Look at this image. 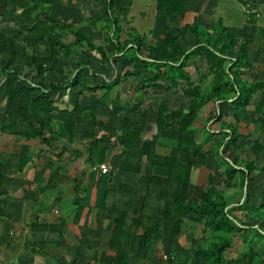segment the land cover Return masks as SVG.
I'll return each instance as SVG.
<instances>
[{
    "label": "crops",
    "instance_id": "0c3cea01",
    "mask_svg": "<svg viewBox=\"0 0 264 264\" xmlns=\"http://www.w3.org/2000/svg\"><path fill=\"white\" fill-rule=\"evenodd\" d=\"M40 1H54L55 17L93 37L96 45L105 49L107 58L103 60L98 51H90L85 46L74 48L71 56L57 61L51 59L50 43L41 41L29 45L23 27L42 19ZM120 1L122 10L114 8L112 13L107 11L105 0H0V173L4 176L0 185V238L4 241L0 244V259L3 261L13 264H93L92 256L98 250H108L111 236V223L107 220L102 223L103 227H97L95 210L105 203L118 201L121 196L117 193L118 188L128 185L137 195L132 214L140 213L149 177L119 169L120 158L126 149L115 144L113 134L120 133L124 122L133 129L143 130L141 138L133 141L128 149L134 153H140L145 141L155 138L158 155L167 156L177 146L181 132L176 124L158 132L159 108L186 110L192 97L182 90L186 80L176 79L174 83L166 77L154 85L148 82L157 70L155 61L146 57L147 49L158 47L169 33L178 36L179 31L188 26H197L198 31H211L221 25L239 38L248 37L249 66L238 72L244 80L264 84V0H171L178 1L174 7L177 11L183 9L182 15L162 10L160 0ZM109 27L112 38L108 40ZM75 39L70 30H61L59 37H55L58 42L67 44L74 43ZM135 39L143 40L144 55L133 43L123 51L120 49L121 45ZM9 40L16 51L13 57L7 53ZM177 44L180 48L184 44L196 46L197 37L188 30L178 38ZM135 50L138 57L152 63L148 68H141L138 76L130 74ZM31 57L42 61V70L46 74H39L37 67L28 64ZM182 62L183 58L177 65ZM230 66L231 63L227 71ZM183 70L190 75L192 83L204 91L213 83L206 58L188 59ZM12 71L20 76L16 82L20 95L28 92L33 99L43 98L46 94L50 96L51 106L46 117L56 129L61 122L76 120L74 106L79 102L82 107L96 112L95 139L107 136L111 146H93L94 140L88 138L92 128L82 122H76L73 140L65 137L53 151L43 141L46 133L42 138H27L2 132L4 119L11 112L25 114L19 102L7 97V76ZM65 83L71 86L51 89L53 84ZM237 96L215 103L209 101L199 111L195 141L205 142L209 129L214 136L211 142L204 143L202 153L194 159L189 199L209 187L210 176L221 188L228 184L229 187L224 188L226 195L234 196L236 189L230 188L233 182L226 180L225 166H219L214 150V141L230 132L228 128L223 129V125H229L236 126L239 137L227 146L225 159L231 162L233 157L252 162L258 170L251 173V183H248V175L246 177L247 193L235 197L228 208L237 206L239 201L242 204L247 194L251 207L262 201L264 171L259 169L264 167V89L255 90L247 106L234 105ZM213 104L217 116L211 117ZM220 115L222 119L218 122ZM12 120L6 124L9 126ZM18 123V130L22 132L25 123ZM101 124L105 127L98 128ZM229 134L225 144L232 136ZM223 149L224 146L219 150L221 155ZM102 164L115 169L107 175L101 174L98 167ZM153 172L159 176L167 175L165 168L155 167ZM52 174L55 177L50 181ZM107 190L110 193L106 197ZM34 191H37L36 200H33ZM77 197L84 206V213L75 224ZM241 213L235 211L243 218ZM181 218L183 224L190 215L183 214ZM249 218L253 217L243 219L249 223ZM62 220L65 221L64 233L55 228L40 227L56 226ZM169 239L179 242V252L184 250L182 225L181 231L170 234Z\"/></svg>",
    "mask_w": 264,
    "mask_h": 264
},
{
    "label": "trees",
    "instance_id": "16d2710c",
    "mask_svg": "<svg viewBox=\"0 0 264 264\" xmlns=\"http://www.w3.org/2000/svg\"><path fill=\"white\" fill-rule=\"evenodd\" d=\"M56 1V0H55ZM174 2L172 5H170ZM178 1L160 0L159 7L162 10L170 11L176 15H182L183 9L178 10L174 7ZM54 1H40V14L42 19L32 26H25V40L29 45L45 41L52 45L53 60H60L69 57L74 48H84L96 50L102 59H106L105 49L96 45L95 40L90 35L80 29H75L71 24L60 22L54 15ZM107 11L113 13L114 8L122 10L120 0H105ZM112 15V14H111ZM116 26V23L111 22ZM61 30H70L75 36L74 43L67 44L58 42L55 37H59ZM106 34L109 40L110 27ZM191 30L197 37L196 46L184 44L180 48L177 44L178 38L186 31ZM114 33V32H113ZM115 35V33H114ZM248 37L239 38L233 33L218 25L211 31H198L197 26L184 27L175 36L169 33L165 40L156 48L147 49L146 57L155 61L156 75L148 82L158 83L166 77L174 83L176 79L186 80V87L182 88L185 95L192 97L186 110L170 111L165 106L159 108V118L157 122L158 132L168 129L175 124L178 126L181 135L177 146L167 156L158 155L155 152L156 138L145 141L140 153H134L128 149L131 143L141 138L143 130L133 129L132 125L124 122L120 128V133L115 132V144H120L126 150L123 152L119 169L129 173L142 174L149 177L148 188L144 194L141 211L139 214L133 213V205L137 198L133 188L122 185L118 188L120 200L112 204L105 203L102 208L94 212V220L97 227H103L102 223L107 220L111 223V236L108 241V250L96 251L92 256L93 264H188L201 260L204 264H264V228L246 222L243 218L253 217L264 221V188L262 191V201L257 206H249V195H246L242 204L228 208L235 197L243 196L244 185L248 175V183L253 181L251 173L258 168L252 162L242 161L238 158H231V162L225 159L227 146L230 142L238 140L236 126L223 125L232 134L228 143L225 139L230 135L223 133L219 140L214 141L215 154L218 158L219 166H225L224 174L227 181H232L230 188L236 189L231 195H226L225 184L222 188L216 185L215 178L210 176L209 187L201 189L197 197L188 198L189 186L192 182L194 159L202 151L204 143L211 142L214 134L211 129L207 130L205 142H196L197 128L195 123L199 116V111L205 103L229 100L240 95L233 101V104L247 106L252 98V94L258 88L264 89V84L254 83L244 80L238 70L248 67ZM133 43L141 55L143 52V40L135 39L124 45L121 50H125L128 44ZM194 47V49H192ZM192 49L189 53L188 50ZM7 53L10 57L16 55L13 42L7 43ZM61 54L58 56V54ZM193 57L206 58L211 70L213 83L206 91L202 87L194 85L190 75L183 70L188 59ZM134 61L133 76L139 75L141 68H148V60L137 56L136 50L131 57ZM183 62L177 65L181 59ZM231 63L227 71V66ZM28 64L37 67L39 74H46L42 70V61L39 58H28ZM170 72H172L170 74ZM20 76L12 71L7 76V97L20 103V112H11L5 117L2 132L14 133L27 138H42L43 141L53 151L65 137H74V126L76 122L88 123L92 128V134L88 138L93 139V146L110 145V139L101 137L95 139L96 133V112L93 109L82 107L79 102L74 106L76 120L74 122L64 121L59 123L58 128L52 125V121L46 117L48 108L51 106L50 96L46 94L43 98L33 99L26 92L20 95L16 82ZM71 84L52 85L51 89H66ZM214 105V104H213ZM211 117L217 116V108H212ZM13 118V120L11 119ZM222 116L218 118L221 121ZM12 120L9 126L6 122ZM24 122L22 132L18 130L19 123ZM35 126V127H34ZM105 127L102 124L98 128ZM20 128V127H19ZM157 137V136H156ZM129 140V141H128ZM128 141V142H127ZM109 142V143H108ZM224 146L223 154L219 153ZM155 167L165 168L167 175L159 176L154 174ZM243 167V168H239ZM264 171V167L259 169ZM106 173L105 175H107ZM3 174L0 173V185L2 184ZM55 176L52 174L50 181ZM110 191L107 190V194ZM127 194L130 195L128 198ZM122 199L121 197H125ZM37 198V191L33 192V200ZM76 213L73 219L78 224L84 213V206L79 197L76 199ZM243 212V218H239L235 211ZM0 211V215H1ZM189 214L188 221L202 224L207 229L206 240L192 244L189 248L178 251L177 240L171 241L170 234H178L181 231L182 215ZM65 221L62 220L58 225H41L44 229L55 228L59 232L62 230ZM255 231L253 235L251 232ZM3 239L0 238V244ZM166 257V258H165ZM72 264H77L73 262Z\"/></svg>",
    "mask_w": 264,
    "mask_h": 264
},
{
    "label": "rangeland",
    "instance_id": "374dc122",
    "mask_svg": "<svg viewBox=\"0 0 264 264\" xmlns=\"http://www.w3.org/2000/svg\"><path fill=\"white\" fill-rule=\"evenodd\" d=\"M127 49V48H126ZM259 205V204H258ZM243 214V212L241 213ZM248 221L255 226H261L264 228V221L257 218H249ZM255 231L251 232L250 235H253ZM207 229L202 224H193L191 221L185 220L182 224V243L184 248H189L192 244H198L206 240ZM5 261V260H4ZM7 262V261H5ZM181 264V263H180ZM188 264H204L201 260L196 262H189Z\"/></svg>",
    "mask_w": 264,
    "mask_h": 264
},
{
    "label": "built area",
    "instance_id": "2783aa9c",
    "mask_svg": "<svg viewBox=\"0 0 264 264\" xmlns=\"http://www.w3.org/2000/svg\"><path fill=\"white\" fill-rule=\"evenodd\" d=\"M250 10H247V12H249ZM115 168L111 165H107V164H102L98 167V170H100V173L101 174H106V173H109L111 171H113ZM166 258V257H165ZM0 264H13V263H10V262H5L3 260L0 259Z\"/></svg>",
    "mask_w": 264,
    "mask_h": 264
},
{
    "label": "water",
    "instance_id": "95a60500",
    "mask_svg": "<svg viewBox=\"0 0 264 264\" xmlns=\"http://www.w3.org/2000/svg\"><path fill=\"white\" fill-rule=\"evenodd\" d=\"M239 95H240V93H238V96H239ZM238 96H237V98H238ZM247 191H248V183H247V181H246L245 186H244V194H246Z\"/></svg>",
    "mask_w": 264,
    "mask_h": 264
},
{
    "label": "bare ground",
    "instance_id": "6f19581e",
    "mask_svg": "<svg viewBox=\"0 0 264 264\" xmlns=\"http://www.w3.org/2000/svg\"><path fill=\"white\" fill-rule=\"evenodd\" d=\"M256 151V150H255ZM28 243V242H27Z\"/></svg>",
    "mask_w": 264,
    "mask_h": 264
}]
</instances>
